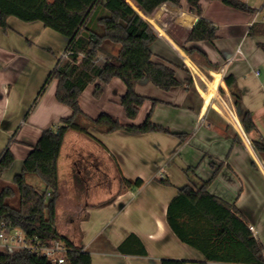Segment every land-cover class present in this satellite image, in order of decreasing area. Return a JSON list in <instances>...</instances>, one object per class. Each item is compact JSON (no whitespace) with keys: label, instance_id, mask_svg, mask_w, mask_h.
I'll return each instance as SVG.
<instances>
[{"label":"crops","instance_id":"crops-1","mask_svg":"<svg viewBox=\"0 0 264 264\" xmlns=\"http://www.w3.org/2000/svg\"><path fill=\"white\" fill-rule=\"evenodd\" d=\"M128 1L158 34L151 45L153 60L173 67L181 84L166 90L149 78L139 80L136 90L147 99L135 119L128 117L121 104L127 86L119 77L88 84L79 97L80 106L92 117L107 112L126 124H141L151 115L152 121L171 132H99L91 128L96 144L86 149L87 140L70 130L59 162L57 229H78L69 234L58 231L90 251L94 264H162L163 258L187 259L188 264H253L208 259L201 249L176 234L167 214L180 188L187 184L199 188L211 179L209 191L237 207L264 247V162L255 157L258 151L253 145L264 139V51L259 45L264 43V0H243L255 8L252 12L221 0H201V15L191 11L188 0H181L180 5L166 2L154 13L135 0ZM196 17L217 27L214 41L187 42ZM8 24L7 29L0 28V154L11 140L15 161L0 173V189L4 183H14L43 131L73 113L57 99L56 78L34 104L56 58L64 54L68 37L42 21L11 16ZM253 25L260 32L250 35ZM184 44L199 48L217 67L187 52ZM101 55L105 54L98 58ZM229 74L235 76L242 92L239 102L226 84ZM99 82L103 91L96 97ZM217 85L232 99L241 119L251 112L256 126L245 131V136L210 105L212 96L207 89ZM115 168L118 176L112 185ZM31 178L34 173L27 174L30 183ZM123 178L133 182L141 178L144 184L126 187ZM132 233L142 240L146 255L118 250ZM3 251L7 252L0 249Z\"/></svg>","mask_w":264,"mask_h":264},{"label":"trees","instance_id":"trees-1","mask_svg":"<svg viewBox=\"0 0 264 264\" xmlns=\"http://www.w3.org/2000/svg\"><path fill=\"white\" fill-rule=\"evenodd\" d=\"M147 12L154 13L162 4L170 2L180 5L181 0H135ZM201 0H188L191 11L202 14ZM225 4L244 11L255 8L243 0H221ZM15 16L26 22L42 21L68 37L64 54L49 73L35 98L34 104L47 89L51 79H58L57 99L73 109L72 115L63 117L58 123L43 131L23 163L22 171L15 175L14 183H4L0 189V224L7 222L20 228L27 237L38 236L43 242L52 243L60 238L67 243L65 263L50 260L46 255L28 248L0 252V264H94L90 251L78 245L57 229L58 202L61 197L59 162L66 134L70 130L86 133L95 138L90 129L99 132L125 130L131 133H147L171 130L151 119L141 124L122 123L107 112L97 117L88 115L80 106L79 97L86 86L100 80L109 82L121 78L127 91L121 98L130 119H135L147 99L137 92L139 80L149 78L157 86L169 90L181 84L176 70L170 65L153 60L151 45L158 34L153 27L127 0H0V28H8V19ZM260 29L253 25L249 34ZM217 38V27L200 17L187 42ZM264 51V43L259 44ZM183 47L192 55L202 56L212 67L207 54L197 47ZM107 56L106 62L98 59ZM235 102L242 98L236 78L229 74L225 78ZM103 88L96 85L95 96L100 97ZM31 110V109H30ZM27 112L26 117L29 115ZM248 133L256 126L248 111L243 119ZM16 132L14 133V135ZM238 139L235 138V140ZM10 142L0 154V173L12 167L15 161ZM255 149L264 154V139L253 141ZM37 174L45 183L41 191L28 182L27 174ZM169 184V180L160 179ZM211 179L197 188L187 184L180 188L168 207V222L176 234L185 242L201 249L210 260L264 264V247L253 236L248 221L234 204L209 191ZM126 187H141L144 180L134 182L122 179ZM122 253L146 255L142 240L130 234L118 247ZM187 259L163 258L162 264H188Z\"/></svg>","mask_w":264,"mask_h":264},{"label":"built area","instance_id":"built-area-1","mask_svg":"<svg viewBox=\"0 0 264 264\" xmlns=\"http://www.w3.org/2000/svg\"><path fill=\"white\" fill-rule=\"evenodd\" d=\"M98 59L106 62L107 56L101 55ZM207 91L210 93V96H212L210 105L221 112L240 132L244 130L242 119L235 110L232 99L220 90L219 85H217V87H210ZM19 229L20 228L14 227L7 222L1 223L0 244L6 243L5 246L11 248H28L37 253L46 255L54 262L65 263V254L68 248L65 241L60 238H55L52 243L49 244L48 242H43L38 236L29 238L25 233L23 236L22 232L18 231ZM251 229L255 231L254 226H251Z\"/></svg>","mask_w":264,"mask_h":264},{"label":"rangeland","instance_id":"rangeland-1","mask_svg":"<svg viewBox=\"0 0 264 264\" xmlns=\"http://www.w3.org/2000/svg\"><path fill=\"white\" fill-rule=\"evenodd\" d=\"M54 31V30H53ZM41 47H46V46H44V45H40ZM39 47V46H38ZM53 47H56V45L55 46H53ZM49 51V50H48ZM63 54H61V55H59V57L58 58H56L57 60H56V64H57V62L59 61V59H60V57L62 56ZM56 66V65H55ZM54 66V67H55ZM52 70V69H51ZM94 129V128H93ZM70 133H78V135H81L85 140H87V141H85V142H87L88 144H89V147H87L86 149H88V148H90L91 146H94L96 143L94 142V141H92V137L91 136H89V135H87L86 133H83V132H79V131H76V130H71L70 131ZM241 134L243 135V136H245V130H242L241 131ZM248 135V134H247ZM95 143V144H94ZM255 157L261 162V160L264 162V154H260V153H258V154H255ZM114 167H116V166H114ZM117 173H118V171H117V169L115 168L113 171H112V173H111V179H110V181H111V183H112V185H114L115 184V182H116V178H117ZM34 177L35 178H31V182L34 184V185H36L37 186V188L38 189H40V190H42V188H43V186L45 185H43V182H42V180L39 178V176H37V175H35L34 174ZM39 182H42V184H41V187L39 186ZM61 232H65V233H75L76 231H78V229H76V228H66V227H59L58 228ZM19 232L21 231L22 232V235L24 236V232L22 231V230H18ZM9 242H13V241H9ZM0 249H4V250H6V251H11V250H13L14 248H11V247H2V246H0ZM4 252V251H3Z\"/></svg>","mask_w":264,"mask_h":264},{"label":"water","instance_id":"water-1","mask_svg":"<svg viewBox=\"0 0 264 264\" xmlns=\"http://www.w3.org/2000/svg\"><path fill=\"white\" fill-rule=\"evenodd\" d=\"M128 1V0H127ZM129 2V1H128ZM130 3V2H129ZM200 17H196L195 21H194V24H193V27L198 23Z\"/></svg>","mask_w":264,"mask_h":264}]
</instances>
